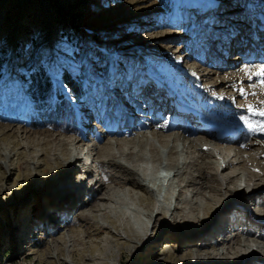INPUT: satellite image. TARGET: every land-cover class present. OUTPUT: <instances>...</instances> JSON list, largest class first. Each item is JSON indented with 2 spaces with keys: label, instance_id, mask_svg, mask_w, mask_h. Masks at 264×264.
I'll return each instance as SVG.
<instances>
[{
  "label": "rangeland",
  "instance_id": "obj_1",
  "mask_svg": "<svg viewBox=\"0 0 264 264\" xmlns=\"http://www.w3.org/2000/svg\"><path fill=\"white\" fill-rule=\"evenodd\" d=\"M213 1V9L199 16L188 0H0V264H236L231 259L238 251L236 240L246 241L249 237L257 241V236L264 234V211L257 204L264 199V184L259 186V176L250 177L249 168L242 167L238 159L234 158V165L226 171L223 178L227 186L223 188L233 192L234 184L227 177L236 171L250 186L257 183V195L251 204L240 203L238 195H230L219 207L212 206V193L203 191L196 180L202 174L203 182L221 197L225 195L226 191L219 189L215 171L204 168L203 163H213L212 159L202 162L188 147L181 152V140L176 154H170L171 146L157 144L161 161L148 163V179L136 177L137 188L111 182L113 171L107 166L99 167L98 159L84 158L79 171L71 173L73 157L66 155L67 150L74 156L82 149L84 154L92 148L100 150L104 143L95 140L106 137L109 129H120L122 136L117 139L124 142L119 147L122 151L131 149L152 159L146 147L132 143L131 137L124 134L129 132L130 117L140 126L150 120L164 129L178 126L174 128L176 133L180 126L199 134L202 125L210 126V136L203 134L209 139L217 126L189 118L182 114L184 110L190 106L200 109L203 117L215 109L228 122L233 119L228 114L237 111L233 100L239 101L236 107L243 100L250 104L264 102V98L250 99L249 89L258 84L257 80L231 92L233 96L227 100L221 97L227 90L219 93L215 86L223 78L222 72L237 73L246 66L262 64L259 60L264 55V26L260 21L264 0ZM232 56L239 60L230 63ZM208 71L211 74L206 80L202 75ZM36 72L43 78L48 95L33 102L38 91L31 80ZM191 73L197 81L186 78ZM64 74L85 86L82 99L72 104L79 121L77 140L67 127L53 128L49 119V113L68 93ZM156 80L165 81L173 92L175 89L172 98L157 108L158 113L163 111L161 119L159 114L155 119L147 111L138 115L129 109V105L141 109L144 99L161 102L162 95L149 99L157 87ZM198 82L213 91L199 96L196 90L201 92L202 87L195 85ZM181 101L184 109L173 116ZM207 103L210 108L205 106ZM222 128L220 131H229ZM233 129L229 133L238 132L246 140L241 129ZM117 139L108 137L114 154L118 153L114 144ZM45 140L52 143L45 147ZM75 141L80 143V149ZM221 146L230 154L227 161L238 153ZM258 146L254 147L257 152ZM60 147L67 150H57ZM44 149L48 152L44 153ZM43 161L48 167L45 174ZM170 162L180 166L197 162L199 170L188 168L187 174H177L176 169L172 172L165 168ZM129 163L133 168L148 165L135 160ZM160 170L166 171L163 178H158ZM191 180L201 187L200 196L193 197L194 187L188 185ZM96 181L97 188L103 183L101 188L109 186L111 191L95 192ZM68 186L77 201L71 210L62 209L58 200ZM102 195V202L95 201ZM143 197L159 205L162 214L148 216L146 204L141 202ZM176 203L177 212L171 216ZM189 216H196L195 221ZM148 222V229H144ZM125 228L140 234L139 238L128 237ZM226 241L227 251L218 247ZM195 253L204 260L194 262Z\"/></svg>",
  "mask_w": 264,
  "mask_h": 264
},
{
  "label": "bare ground",
  "instance_id": "obj_2",
  "mask_svg": "<svg viewBox=\"0 0 264 264\" xmlns=\"http://www.w3.org/2000/svg\"><path fill=\"white\" fill-rule=\"evenodd\" d=\"M188 1L190 2L189 5L191 7H193V10H195L198 14H200L201 11L196 9L195 2L200 1L203 5H205V7L208 6L209 3L214 4L213 0H210V1L208 0L207 2H203V0H188ZM214 6H216V5H214ZM202 14L203 13H201V15ZM242 45H244V44H242ZM243 50H245V49H243ZM157 55L161 56L162 54L158 53ZM169 55H171V54H169ZM166 57H168V55H166ZM257 57H259V56H257ZM261 57L262 58H260V60L259 59L258 60L261 61V63H262L261 65H264V55L263 56L261 55ZM237 60H239V58H237V56H232L229 61L231 63L232 61H237ZM180 64H181V61H180ZM261 65H256L257 67H254V68L250 67V66H246V68H244L245 70L241 69L240 71H238L239 73L238 72L236 73L234 71L233 72L232 71L222 72L221 75L223 76V78H220V81L218 80L219 83H217L215 85L216 88L219 89V93H220V91L227 90V92L223 93V95H221V97H223L225 100H227L229 97L233 96V94H231V92L242 89V87L245 86L246 84H248L250 86V84H252V82H251L252 80H257L258 84L256 86L252 87V89H251V87L249 89L251 92V94H250L251 98L250 99L253 101L257 100V98L263 99L264 98V86H261V84H259V83L262 79H264V77H261V76L256 74ZM250 68H253V69L250 70ZM210 74H211V71H208V72L204 73L202 75V77H204L206 80H208ZM184 75H185V73H184ZM179 76L183 77V75L181 73L179 74ZM193 77H194L193 73L186 75V78L190 79V82L197 81V79H194ZM160 82H161V80H159V81L156 80L155 83H157V87L153 88L155 91L153 92V94L151 93L150 96L152 98H149V99L155 100L156 97L160 98L159 96L156 95L158 92H160L161 89H164V86L163 85L161 86ZM199 83L200 82H198L196 84H199ZM259 86L261 89L259 88ZM212 88H213V86H212ZM168 89H170V88H168ZM211 91H213V90L210 89V92ZM206 92H209V91H206ZM206 92L204 90L203 91L201 90V92H200V89H199L198 95L204 96L206 94ZM176 95H175V97H176ZM245 95L246 94H244L243 96L245 97ZM166 98H168V97H166ZM144 100L145 101L143 102L141 109H139L138 105H136L134 107L129 105L130 106L129 109H133L135 111V113H137L138 115H144L145 114L144 111H147L148 113L149 112L152 113L153 111H156V113H155V116H156L155 119H156L159 116L158 112H157V108L159 106H161L162 104H164L165 99H163V100L161 99L160 103H158L157 101H156V103H149L150 101H146V99H144ZM238 102H239L238 100H233V105H234L233 108H236L237 111L235 113L232 112V113L228 114V116H233V119H236V121H233V119H231V121H228L229 124H228V122L223 120V116H222L223 114L221 112L215 110V109H213V111L206 112L204 114V119L202 118L201 120H199L198 117L193 116V114H186L187 116H189V118L194 117L195 119H197L201 123L205 121V123H209L210 125L217 126L213 130V132L211 133V135H213L212 138H209V139L206 138L205 136H203V134L209 133L208 135L210 136V132L212 129V127H210V126L206 127L205 125H202L201 134L193 132L184 126H180L181 129L178 130V132L176 133V132H174L175 131L174 128L176 129L178 126L172 127L171 129H164V128H160V127L155 126V124L151 120L147 122L146 126H140V125H136L135 120H133V118L130 117L129 118V126H128L129 132H126L124 134H126V136L129 138L131 137L130 141L132 143L137 142L140 146L146 147V149H148V151L152 154V156H151L152 159H150V158L146 159L147 157L145 155H142L141 152L139 154V152L132 151L131 149H128L127 152L122 151L123 149H120L119 147L124 145V142L121 141V139L120 140L117 139V138H119V136L121 135L122 132L120 131V129H118L117 131L113 130V129H109L106 133V137L104 136L102 138H98L95 140L98 143H104L103 147H100L101 148L100 150L97 149V147L96 148L94 147L95 149L92 148V149L88 150L87 154H84V150L82 149V151L78 152L74 156V153H69V150H67V148H66V150H67L66 155L69 158L73 157V160H71V162H70L71 171H72V172L71 171L70 172L75 173V172L79 171V167L81 166L84 158H86V157H87V159L91 158L93 161L98 159V160H100V162L98 163L99 167L107 166L113 171L114 174L110 177L111 182H113L114 184L117 183L118 185L123 186L125 188H127L128 186L137 188L139 186L138 185L139 182L137 183L138 180L136 179V177L139 178V176H140V177H143L144 179H148L147 178V176L149 175V173H148L149 164L148 163L152 162L155 165L158 163V161H161V159H160L161 157H160V153H159L160 151H158L157 144L161 145L162 147L171 146V149L169 150L170 154L178 153L181 148H182L181 152H184L185 148L188 147L187 149H189V150L194 149V151L199 155V158L202 160V162H204L203 161L204 159L205 160L212 159L213 163H206V162L203 163L204 168L209 169V170L211 169V170L215 171V175L218 176V179H219V180H217V182L219 183V181H220L219 189L226 191V192H224L225 195L221 197L217 192H214V189L211 186L207 185V182H205V181L203 182L204 176L202 174L197 175L198 177L196 180H197V182L202 184L201 187L203 188V191L208 190V193H212L209 197L215 198L214 199L215 204L212 206H216V205L219 206L220 203L223 201V199L230 196V195L233 196L234 198L236 197V195H238L239 199H237V200L240 203H244V204L250 203L251 204V202H253L254 196L257 195L254 192V189L256 188L255 186L257 185V183L250 186V183L245 180L244 176H242L240 172L234 171L232 174H229L227 177L229 180L228 182L234 184V189L232 192V190L228 187H226V189L223 188V185L226 184V182H225L226 180L223 177L227 174L226 171L230 167H232V165H234L233 161L235 158V159L239 160L238 163L242 167L249 168L250 172L248 174L250 177L256 178L259 176V186L261 184H264V161H262V158H264V157H262V155L260 154V153H262L264 155V130H262V129H264V116H260L258 114L259 111H264V102L259 103V101L258 102L255 101L254 104H250V103H247L245 100H243L242 104L240 103L241 105L239 104V107H236ZM15 103H16V100L11 102L12 105ZM153 104H155V106ZM205 106L207 108L211 107V106H209L208 103ZM127 109H128V106H127ZM228 109H230V108H228ZM195 110L200 111V109H195ZM214 110H215V112H214ZM128 111L126 110V112H128ZM222 112H225V111H222ZM249 114L255 115L254 118H252V117L250 118L248 116ZM126 118H125V120H126ZM151 119L153 120V117ZM206 119H208L209 121H206ZM245 120H247L248 123H245ZM249 124L252 125V127H249ZM219 125L227 127L229 131H220V130H223V128H222V126H219ZM218 126H219V128H218ZM233 127H238L239 129H241V133L245 135L246 140H244V137L240 136L238 132L229 133L230 130L231 131L234 130ZM133 131H135V132H133ZM173 132L175 134H173L171 136L170 135L165 136L166 133L169 134V133H173ZM216 132H218V133H216ZM221 132L226 133L227 135H219ZM108 137L113 138V139H117L114 142L115 147L117 148V151H118L117 154H114L111 152L112 143L109 142ZM180 140L182 141V147L181 148L177 144V142H179ZM236 140H238L237 144H235ZM239 140L241 141V143H239ZM51 143H52L51 140H48V141L45 140L43 142L45 147H47L48 144H51ZM74 143H75V146L77 149L81 148V147H78L80 145L79 142L76 143V141H75ZM81 143L83 144V140L81 141ZM169 143H171V144H169ZM255 144L257 146L259 145L258 146L259 147L258 152H257V148H254ZM221 145H228L230 147L232 146L231 148L234 147L233 149L235 151L237 150L238 153L235 154V156L232 158V160L229 159L230 161H227L230 154H226V153H228V151L227 150L224 151V148ZM65 146H66L65 144H62V147H65ZM242 146H245V148L243 149ZM62 147L58 148L57 150L62 151V152L66 151L65 149L63 150ZM133 147H134V145H133ZM142 149H140V151ZM255 150H256V152H255ZM260 150H262V151H260ZM44 151H45L44 153L48 152L47 149H44ZM183 154H185V153H183ZM134 155H136V158H134ZM131 160H135L137 163L148 164V165H146V166L140 165V168H138L137 166H136L137 168H135V167L133 168V167H131V165L129 163ZM45 161H43V163H45V165L41 164L42 168H43V166H45V168L42 169L43 174H45V171L48 170L47 169L48 167H46ZM56 162L60 163L57 160H56ZM196 163L184 162L180 166V164L177 165L173 162H170V163L166 164L165 168L171 169L172 172H175V169H176L177 174H180V173L187 174L188 168L192 169L193 171L199 170L198 169L199 167ZM132 164H134V163H132ZM185 165H186V167H185ZM162 166L163 165L161 164L160 167H162ZM144 167H147V168H144ZM252 167L254 169H252ZM154 168H156V167H154ZM90 172H88V173H90ZM141 172H143L144 174H142ZM175 174H174V176H175ZM71 178L73 179V175L71 176ZM98 183L99 182L96 181V183L94 185L96 187L95 192H110L111 191V188L109 186H104V188H101V186L104 185L103 183L100 185V187L97 188ZM188 185L190 187H194V190L192 191V192H194L193 197L194 196H196V197L200 196L202 191L201 192L199 191V190H201V187L198 185V183L193 182V180H191L188 182ZM226 186H227V184H226ZM69 188L70 187L68 186V189ZM68 189L63 191V194L59 197L60 199H58V200L60 201L61 205L63 206L62 209L67 208V210H71L72 205H75V203H77V201L75 199V194L73 193L74 191H71L70 189L69 190ZM103 197H104V195L99 196V198L95 199V201H98V202L101 201L102 202L104 200ZM233 197H232V199H233ZM141 202L146 204V208L148 209V216H150L151 218L155 214L156 215L160 214V213L162 214V209H159L160 206L157 205L156 203L152 202L151 199H149L147 197H143V199H141ZM257 204L260 208V211L263 212L264 211V199L259 201ZM212 206H210V207H212ZM177 209H178V205L176 203L174 205L173 209H171L170 215L173 216V214H175L177 212ZM190 209L193 210L194 208H190ZM219 215L220 216L218 218L221 217L222 213H220ZM189 217L192 220V222L195 221L196 216H194V217L189 216ZM262 219L264 220V218H262ZM149 225H150V222L145 224L144 229H148ZM230 225L232 227H235V223H232ZM152 228H155V226H152ZM125 229L128 232V237H138L139 238L140 234H137L132 229H128V228H125ZM236 239H237V237H236ZM256 239H257V241H253L251 239L249 240V237H248V240H246V241H242L241 239L236 240L235 245L238 248V251L233 256H231V259L236 260L235 261L236 264L238 262H240L241 264H258L259 262L264 261V256L259 257V255H264V234L263 233L260 234L259 236H257ZM218 247L227 251V248H228L227 241L224 243L222 242L220 244V246H218ZM201 256L202 255L200 253H198V254L195 253V257H193L192 260L194 262L203 261L204 259L201 258ZM255 256H257V257H255Z\"/></svg>",
  "mask_w": 264,
  "mask_h": 264
},
{
  "label": "trees",
  "instance_id": "obj_3",
  "mask_svg": "<svg viewBox=\"0 0 264 264\" xmlns=\"http://www.w3.org/2000/svg\"><path fill=\"white\" fill-rule=\"evenodd\" d=\"M108 73H110V70H108ZM43 75L45 76L44 73ZM42 79L43 78L39 76V72H36L35 75H33V80H31L34 89L38 91L37 95L33 96V102L39 101L43 98L44 94H47L46 85H43ZM63 81L67 86L68 93L62 96V103L60 106L58 105L49 113V119L53 128L63 126L75 132L78 129L79 121L76 116V110L73 108L72 104L82 99L85 86L82 84V81L74 79L68 74L63 75Z\"/></svg>",
  "mask_w": 264,
  "mask_h": 264
},
{
  "label": "snow or ice",
  "instance_id": "obj_4",
  "mask_svg": "<svg viewBox=\"0 0 264 264\" xmlns=\"http://www.w3.org/2000/svg\"><path fill=\"white\" fill-rule=\"evenodd\" d=\"M256 74L259 75V76H261V77H264V65H261V66L259 67V70L257 71ZM260 84H261V86H264V79H262V80L260 81ZM258 114H259L260 116H264V111H259ZM245 123H248V121L245 120ZM249 127H252V125L249 124ZM262 130H264V129H262Z\"/></svg>",
  "mask_w": 264,
  "mask_h": 264
}]
</instances>
